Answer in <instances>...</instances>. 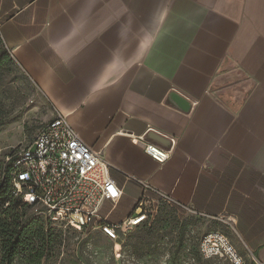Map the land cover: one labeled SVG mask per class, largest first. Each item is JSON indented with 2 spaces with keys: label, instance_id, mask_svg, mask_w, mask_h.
<instances>
[{
  "label": "crops",
  "instance_id": "crops-1",
  "mask_svg": "<svg viewBox=\"0 0 264 264\" xmlns=\"http://www.w3.org/2000/svg\"><path fill=\"white\" fill-rule=\"evenodd\" d=\"M0 45L47 107L21 140L66 115L123 191L111 220L143 181L205 221L188 241L264 264V0H0Z\"/></svg>",
  "mask_w": 264,
  "mask_h": 264
},
{
  "label": "built area",
  "instance_id": "built-area-1",
  "mask_svg": "<svg viewBox=\"0 0 264 264\" xmlns=\"http://www.w3.org/2000/svg\"><path fill=\"white\" fill-rule=\"evenodd\" d=\"M143 150L158 164L168 160L166 150L145 142ZM110 166L100 152L88 146L73 129L67 116L56 110L52 119L42 125L33 138L0 149V183L10 196L29 207L33 217L60 230L78 229L98 232L110 241L119 242L131 228L142 225L149 211L142 197L154 194L192 213L196 211L175 202L169 195L135 180L142 189L129 214L111 220L122 189L111 178ZM32 196V200L26 199ZM8 205V202L4 204ZM233 229L232 219H220ZM198 250L203 259H217L228 264H245L227 236L211 231L201 237Z\"/></svg>",
  "mask_w": 264,
  "mask_h": 264
},
{
  "label": "rangeland",
  "instance_id": "rangeland-1",
  "mask_svg": "<svg viewBox=\"0 0 264 264\" xmlns=\"http://www.w3.org/2000/svg\"><path fill=\"white\" fill-rule=\"evenodd\" d=\"M0 59L1 149L18 144L26 131L40 126L47 107L41 102L36 87L4 53L1 45ZM142 199L149 211L147 220L131 228L121 241H110L97 232L73 228L59 230L52 233L48 254L40 264H72L73 261L79 264H228L222 260L203 259L195 238L188 241L191 230L197 231L191 225L200 228L205 221L157 195L146 194ZM123 213L124 206L120 205L112 218L118 219ZM29 219L27 217L25 223ZM39 246L37 239L30 242L31 250ZM21 257L28 258L27 255Z\"/></svg>",
  "mask_w": 264,
  "mask_h": 264
},
{
  "label": "trees",
  "instance_id": "trees-1",
  "mask_svg": "<svg viewBox=\"0 0 264 264\" xmlns=\"http://www.w3.org/2000/svg\"><path fill=\"white\" fill-rule=\"evenodd\" d=\"M27 217L30 219L25 223ZM59 230L51 223L33 217L29 207L10 196L7 186L0 183V264H40L41 259L48 254L52 233ZM33 239L39 240L40 246L31 250L30 242ZM21 255H27L28 258ZM72 264L79 263L73 261Z\"/></svg>",
  "mask_w": 264,
  "mask_h": 264
},
{
  "label": "water",
  "instance_id": "water-1",
  "mask_svg": "<svg viewBox=\"0 0 264 264\" xmlns=\"http://www.w3.org/2000/svg\"><path fill=\"white\" fill-rule=\"evenodd\" d=\"M179 98V97H178ZM179 101V100H178ZM149 138H151V139H153V140H158V141H160V140H165V138H163V137H161V136H159V135H157V134H155V133H153V132H151V133H149Z\"/></svg>",
  "mask_w": 264,
  "mask_h": 264
},
{
  "label": "snow or ice",
  "instance_id": "snow-or-ice-1",
  "mask_svg": "<svg viewBox=\"0 0 264 264\" xmlns=\"http://www.w3.org/2000/svg\"><path fill=\"white\" fill-rule=\"evenodd\" d=\"M26 199H28V200H32L33 197H32V196H27Z\"/></svg>",
  "mask_w": 264,
  "mask_h": 264
},
{
  "label": "flooded vegetation",
  "instance_id": "flooded-vegetation-1",
  "mask_svg": "<svg viewBox=\"0 0 264 264\" xmlns=\"http://www.w3.org/2000/svg\"><path fill=\"white\" fill-rule=\"evenodd\" d=\"M177 249H179V248L177 247Z\"/></svg>",
  "mask_w": 264,
  "mask_h": 264
}]
</instances>
